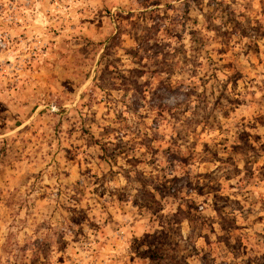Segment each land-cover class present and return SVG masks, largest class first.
I'll return each instance as SVG.
<instances>
[{"label": "rangeland", "instance_id": "obj_1", "mask_svg": "<svg viewBox=\"0 0 264 264\" xmlns=\"http://www.w3.org/2000/svg\"><path fill=\"white\" fill-rule=\"evenodd\" d=\"M0 264H264V0H0Z\"/></svg>", "mask_w": 264, "mask_h": 264}]
</instances>
